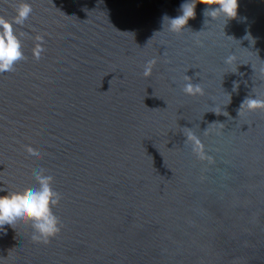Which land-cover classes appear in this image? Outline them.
<instances>
[{
  "label": "water",
  "instance_id": "obj_1",
  "mask_svg": "<svg viewBox=\"0 0 264 264\" xmlns=\"http://www.w3.org/2000/svg\"><path fill=\"white\" fill-rule=\"evenodd\" d=\"M184 2L0 0L32 7L0 73V195L43 168L61 221L0 228V264H264V109L239 113L264 99V0L171 31Z\"/></svg>",
  "mask_w": 264,
  "mask_h": 264
},
{
  "label": "clouds",
  "instance_id": "obj_2",
  "mask_svg": "<svg viewBox=\"0 0 264 264\" xmlns=\"http://www.w3.org/2000/svg\"><path fill=\"white\" fill-rule=\"evenodd\" d=\"M197 4L208 5L203 10L205 17L216 18L223 15L234 19L238 16L239 0H186L180 5V15L174 18L165 16L169 29L182 31L189 20L195 17ZM15 11L16 15L11 20L0 16V73L14 71L15 65L24 59L22 41L15 32L14 25H23L30 16L32 7L28 3H21ZM205 22L207 23V20ZM37 39L42 43V38ZM43 50L38 44L34 49L36 59L40 58ZM228 61H231V57ZM153 63L154 61H149L146 65L145 76L150 75ZM183 90L187 94H202L199 84L187 83ZM245 106L249 110L264 109V99L247 97L242 102L239 113ZM27 151L33 156L40 155L31 147H28ZM33 175V186L0 195V228L9 225L15 229L18 224H30L33 229L32 239L47 243L61 231V221L53 210L60 201V195L54 188V177L46 174L45 169L33 170Z\"/></svg>",
  "mask_w": 264,
  "mask_h": 264
}]
</instances>
